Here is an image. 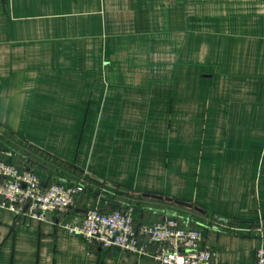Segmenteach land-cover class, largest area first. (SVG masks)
<instances>
[{
  "label": "crops",
  "instance_id": "1",
  "mask_svg": "<svg viewBox=\"0 0 264 264\" xmlns=\"http://www.w3.org/2000/svg\"><path fill=\"white\" fill-rule=\"evenodd\" d=\"M0 160L87 186L46 222L0 207V264H161L65 226L113 204L255 264L264 0H0Z\"/></svg>",
  "mask_w": 264,
  "mask_h": 264
},
{
  "label": "built area",
  "instance_id": "2",
  "mask_svg": "<svg viewBox=\"0 0 264 264\" xmlns=\"http://www.w3.org/2000/svg\"><path fill=\"white\" fill-rule=\"evenodd\" d=\"M42 181L32 167L21 168L0 160V207L29 220L46 222L52 214H66L87 190L85 184L64 185L53 180L43 186ZM65 226L71 234L81 235L89 242L150 256L161 264H220L216 253L202 246V233L174 217L137 223L131 208L96 207ZM150 246H154L153 251ZM255 264H264V246L257 249Z\"/></svg>",
  "mask_w": 264,
  "mask_h": 264
},
{
  "label": "water",
  "instance_id": "3",
  "mask_svg": "<svg viewBox=\"0 0 264 264\" xmlns=\"http://www.w3.org/2000/svg\"><path fill=\"white\" fill-rule=\"evenodd\" d=\"M49 180H50V177L44 179V180L42 181V185H43V186H46L47 183H49ZM112 206H113L114 209H117V206H116V205L113 204Z\"/></svg>",
  "mask_w": 264,
  "mask_h": 264
},
{
  "label": "trees",
  "instance_id": "4",
  "mask_svg": "<svg viewBox=\"0 0 264 264\" xmlns=\"http://www.w3.org/2000/svg\"><path fill=\"white\" fill-rule=\"evenodd\" d=\"M57 179H59V177L58 176L57 177L54 176L51 181L57 180ZM75 184H82V183H75Z\"/></svg>",
  "mask_w": 264,
  "mask_h": 264
}]
</instances>
